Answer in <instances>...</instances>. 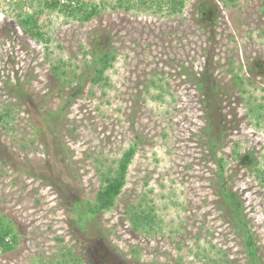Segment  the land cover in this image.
I'll list each match as a JSON object with an SVG mask.
<instances>
[{"label": "rangeland", "instance_id": "1", "mask_svg": "<svg viewBox=\"0 0 264 264\" xmlns=\"http://www.w3.org/2000/svg\"><path fill=\"white\" fill-rule=\"evenodd\" d=\"M121 1L70 12L0 0V215L17 236L0 264H106L99 251L110 264H264V0H211L218 24L205 30L200 0L177 14ZM83 6L97 8L89 21ZM36 12L42 39L17 19ZM96 45L115 57L97 83ZM206 71L220 93L212 132L193 81ZM132 146L127 183L90 242L76 209ZM223 190L242 208L253 260ZM134 211L152 223L135 230Z\"/></svg>", "mask_w": 264, "mask_h": 264}, {"label": "trees", "instance_id": "2", "mask_svg": "<svg viewBox=\"0 0 264 264\" xmlns=\"http://www.w3.org/2000/svg\"><path fill=\"white\" fill-rule=\"evenodd\" d=\"M69 3H61L60 0H45L43 4L46 5L49 9H59L60 7L62 9L69 10L70 12H73V10H82L81 7L74 9L73 2H78V0H68ZM226 1V0H222ZM233 1V0H232ZM235 2V0H234ZM139 4L146 5V0H140ZM125 5V6H124ZM150 6L156 5L158 7L159 11H162L164 8L168 9L169 14H177L183 11L186 0H150L149 3ZM119 7L123 8L124 11H130L133 7L130 3V0H126L119 2ZM216 7V6H215ZM83 9L87 12H84L85 15L83 16V21H89L92 19V17L95 15L97 8L93 6V8L89 11L86 6H83ZM63 11V10H62ZM198 16V23L202 25V29H207V25H217L218 24V13L214 9L213 5L211 4V0H200L198 4H196V11ZM17 19L19 20L20 25L23 27L25 33L29 35L31 38L34 39H42L44 36L43 33L40 32L38 27V19L39 15H22L19 14L17 16ZM207 26V27H206ZM93 51H96L93 56L95 57V68L94 72L96 73L95 77L93 78L94 82H99L104 79V74L106 71L111 67L112 65V59L113 58L109 55L110 52L105 49V45L99 46L96 45L93 47ZM58 69V67L56 68ZM210 74L206 71L202 73L201 75H196L194 78V83L197 85L200 92L205 94L206 99L208 101L207 106V113L211 117V120H209V131L212 132V130L215 127H219L221 121H217L218 119H215L216 116L219 113L221 104L219 103V90L216 82H211L208 79V76ZM194 77V76H193ZM262 106L259 108H255L256 112L260 110ZM215 123V124H214ZM222 133V132H220ZM212 136V137H211ZM209 139L211 141L210 144H212L213 149L215 150L216 144L220 138L218 136H213V133L211 135L209 134ZM136 154V148L135 146L130 147L123 156L118 160L117 168L114 170V168H109L107 172L102 174L103 178V184L101 188L98 190L95 200H88L87 202L83 203V206H80L81 209H76V212L78 213V223L81 225L80 227L83 228V234H85L86 238L92 241H96L98 238H101L103 236V232L100 231L99 226L94 222V218L98 217L100 214L106 213L107 211L111 210L122 193L126 183H127V174L129 167L133 161V158ZM216 154V152H215ZM248 156V159L245 158ZM251 157L252 154H246L242 156V164L246 165L247 163H251ZM253 165V164H252ZM249 166V164H248ZM223 173V167L221 165L220 167V174ZM222 178V176H220ZM222 196L224 197L226 201V206L234 212L236 216L240 218V224L242 227L245 228L246 234H247V246L249 250L250 258L253 260L256 258L257 250L255 243L253 241V237L250 233V230L247 228V224L243 222L241 219L240 213L242 212V208L237 203L236 197L234 193L230 190H223ZM83 207V208H82ZM134 217V229L139 230L145 227L146 225L152 223L153 218L151 217L150 213L146 212H133ZM83 219V220H82ZM83 225V226H82ZM12 225L9 221L6 220L5 216L0 215V247L4 251H9L13 248L14 244L16 242V234L12 231ZM12 236L13 238H11ZM9 238L11 240H9ZM102 246V245H101ZM103 253L104 261L106 264H110L109 260L111 258L110 252L105 251H99L98 254L100 255ZM254 264H258L255 260H253ZM114 264V263H113ZM118 264V263H116ZM179 264V263H177Z\"/></svg>", "mask_w": 264, "mask_h": 264}, {"label": "built area", "instance_id": "3", "mask_svg": "<svg viewBox=\"0 0 264 264\" xmlns=\"http://www.w3.org/2000/svg\"><path fill=\"white\" fill-rule=\"evenodd\" d=\"M0 19H1V20H3V18H2V17H1Z\"/></svg>", "mask_w": 264, "mask_h": 264}]
</instances>
